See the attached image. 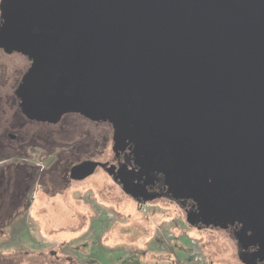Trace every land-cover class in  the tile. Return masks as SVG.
<instances>
[{
  "label": "water",
  "instance_id": "1",
  "mask_svg": "<svg viewBox=\"0 0 264 264\" xmlns=\"http://www.w3.org/2000/svg\"><path fill=\"white\" fill-rule=\"evenodd\" d=\"M35 14L78 76L159 112L178 169L210 177L241 219L264 218V0H44Z\"/></svg>",
  "mask_w": 264,
  "mask_h": 264
},
{
  "label": "flooded vegetation",
  "instance_id": "2",
  "mask_svg": "<svg viewBox=\"0 0 264 264\" xmlns=\"http://www.w3.org/2000/svg\"><path fill=\"white\" fill-rule=\"evenodd\" d=\"M43 1L0 0V20L3 21L0 54L11 56L15 61L13 75L0 82L3 88L0 98L8 99L1 113L7 119L11 114L16 117V122L8 121L9 125L0 130V158L5 157L6 148L18 150L20 153L16 156L19 157L29 146L42 149V159L48 158L50 147L58 146L49 142L48 126L60 124L67 114L80 116L88 123H104L110 132V159L75 158L79 161L70 162L67 175L75 182L74 187L101 168L136 203L171 201L182 212L184 223L197 230L225 231L234 240L238 259L241 255L246 264H264V241L259 231L264 228V218L260 217L258 224L241 219L234 200L216 187L210 177L201 176L192 167L186 171L177 168L173 137L162 124L159 112L147 100L120 87L93 86L78 76L70 43L56 37V32L35 14ZM15 18L23 20L22 24L29 28L18 38L12 36ZM59 131L56 134L66 132ZM38 137L40 145L33 141ZM18 140L19 146L11 148V143ZM74 153L71 151L69 155ZM76 153L79 154V150ZM42 164L47 169L45 162ZM4 165L35 169L33 163L18 158ZM25 185L27 189L28 183ZM42 192L46 195L47 189L42 188ZM154 257L159 255L151 259L143 252L136 258L123 259L120 264H147ZM73 260L80 264L77 257Z\"/></svg>",
  "mask_w": 264,
  "mask_h": 264
},
{
  "label": "rangeland",
  "instance_id": "3",
  "mask_svg": "<svg viewBox=\"0 0 264 264\" xmlns=\"http://www.w3.org/2000/svg\"><path fill=\"white\" fill-rule=\"evenodd\" d=\"M14 62L0 54V82L13 75ZM7 103L0 98V130L16 122L14 115L8 120L1 113ZM58 129L66 132L56 134ZM109 137L106 124L67 114L60 124L48 126L49 142L58 145L50 147L48 158L42 159L38 147H27L19 157L18 150L5 149L0 158V264H76L74 257L80 264H120L143 252L151 259L159 255L147 264H243L225 231L195 229L165 199L136 203L101 168L74 187L67 177L70 162L109 160ZM33 141L41 144L39 137ZM17 158L35 169L4 165Z\"/></svg>",
  "mask_w": 264,
  "mask_h": 264
},
{
  "label": "clouds",
  "instance_id": "4",
  "mask_svg": "<svg viewBox=\"0 0 264 264\" xmlns=\"http://www.w3.org/2000/svg\"><path fill=\"white\" fill-rule=\"evenodd\" d=\"M3 23V21L2 20H0V24H2Z\"/></svg>",
  "mask_w": 264,
  "mask_h": 264
}]
</instances>
